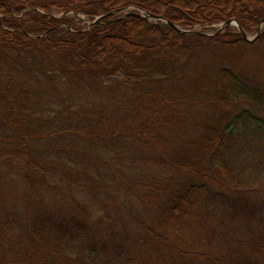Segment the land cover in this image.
Masks as SVG:
<instances>
[{
	"label": "trees",
	"instance_id": "trees-1",
	"mask_svg": "<svg viewBox=\"0 0 264 264\" xmlns=\"http://www.w3.org/2000/svg\"><path fill=\"white\" fill-rule=\"evenodd\" d=\"M128 7L186 30L235 19L256 35L264 18V0H0V109L12 136L0 133V145H11L0 156L22 165L23 205L33 215L23 247L14 217L0 213V264H83L54 250L47 231L89 253L109 250L115 264H264V184L244 165L264 162V24L248 41L232 25L182 33L123 13L91 23ZM42 76L111 98L113 117L98 112V123L108 120L95 137L135 165L124 162L143 207L127 221L140 260L121 243H96L86 210L54 222L39 211L46 168L37 161L28 78Z\"/></svg>",
	"mask_w": 264,
	"mask_h": 264
},
{
	"label": "rangeland",
	"instance_id": "rangeland-1",
	"mask_svg": "<svg viewBox=\"0 0 264 264\" xmlns=\"http://www.w3.org/2000/svg\"><path fill=\"white\" fill-rule=\"evenodd\" d=\"M208 27L197 26L194 29L210 34L213 32L210 27L215 28L216 25ZM246 35L249 38L255 36L254 33ZM28 80V84L34 90L31 103L36 135V139L33 140L38 149L37 161L46 168L44 197L39 211L54 222L62 215H69L74 209L80 212L86 210L91 217L92 225L96 227H93L96 243L100 241L121 243L127 252L140 260L144 253L135 249L131 241L133 235L127 223L131 212L138 215L142 213L143 208L136 201V184L131 180L134 175L132 171H126L128 166L125 163H129L130 159L128 156H121L125 149L117 146L113 151L112 146L101 145L95 137V134H101L103 130L100 127L108 120L104 119V122L98 123V112L103 111L108 113L110 118L113 117L114 113L106 107L110 105L111 98L93 92L85 85L71 84L55 77L42 76ZM2 117L3 110L0 109V133L5 134L3 137L9 142L12 136L10 131L6 130L8 126L4 124ZM0 146L6 152L11 145L4 141ZM253 147L256 146H248L246 149ZM83 153L86 156H82ZM258 155L255 152L252 157L259 158ZM3 157L4 154L0 156V213H5L10 218L14 217L12 225L22 232L24 237L22 246L24 247V243L25 246H29L30 242L26 235L31 232L33 215L28 214L23 205L19 177L23 167L18 160L4 161ZM244 165L251 175V180L264 184V162L260 158ZM77 171L82 172L80 176L77 175ZM76 180L82 182L81 186ZM87 185L91 186L92 190H89L90 187L87 189ZM111 217L116 224L107 232V221ZM98 219L105 220L104 224L96 222ZM49 234L47 231L45 237L53 243L54 250L65 251L76 262L117 263L113 255L108 253L109 250L89 253V249L81 241L66 242ZM145 246L149 247L145 253L152 254L151 245Z\"/></svg>",
	"mask_w": 264,
	"mask_h": 264
},
{
	"label": "water",
	"instance_id": "water-1",
	"mask_svg": "<svg viewBox=\"0 0 264 264\" xmlns=\"http://www.w3.org/2000/svg\"><path fill=\"white\" fill-rule=\"evenodd\" d=\"M133 9H136L134 7H128V8H120V9H117V10H114V11H111L109 13H106V14H101V15H97L94 17V20L91 21V23H97L99 22L100 20H102L103 18L105 17H108V16H111V15H114L116 13H123L124 15H131V14H134V15H138V16H141V17H146V18H150V19H154V20H161V21H165L167 23H169L170 25H172L177 31L179 32H182V33H193V32H196V30H186V29H182L181 27H179L178 25L172 23V22H169L167 21L164 17L162 16H158V15H154V14H151V13H146L145 11L143 10H140V9H136L137 11L134 13L132 12ZM69 13H73V12H69ZM66 14V13H63V15ZM79 17L83 18L84 16L82 15H78ZM264 24V18L262 19L261 23L259 24L258 28H257V33L254 37L252 38H249L247 37L246 33L244 32V30L242 29V27L239 25V23L235 20V19H230V20H227L225 22H222L218 25H216L218 31H221L223 29H225L226 27L232 25V26H236L239 31H241L243 34H244V37L246 40L248 41H252L255 39L256 36L259 35L260 33V30L262 28Z\"/></svg>",
	"mask_w": 264,
	"mask_h": 264
}]
</instances>
